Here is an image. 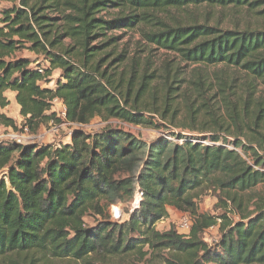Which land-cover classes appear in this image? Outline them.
<instances>
[{
    "label": "trees",
    "instance_id": "16d2710c",
    "mask_svg": "<svg viewBox=\"0 0 264 264\" xmlns=\"http://www.w3.org/2000/svg\"><path fill=\"white\" fill-rule=\"evenodd\" d=\"M12 4L0 11L1 126L18 129L1 112L10 104L9 91L21 130L32 136L50 123L81 127L95 118L170 124L179 133L171 136L176 141L148 144L111 127L93 134L74 129L69 143L58 146L0 140V264H113L127 258L132 264H264V27L164 19L171 11L205 5L263 20L264 0ZM108 10L115 14L106 19L101 14ZM116 30L138 31L149 45L192 66V77L169 63L153 68L148 59L140 70L125 50L104 54L118 41L107 37ZM23 50L43 57L48 67H32L18 56ZM209 67H216L211 84L202 72ZM54 70L60 72L54 88L41 87ZM54 100L64 107L62 121L51 111ZM197 132L209 134L203 141L212 145L187 136ZM137 190L141 200L128 220L111 221L108 209L128 205ZM208 192L217 201L213 213L198 209L197 199ZM169 208L189 215L188 235L156 228ZM89 214L100 218L91 226L84 221ZM212 227L219 237L208 244L203 235Z\"/></svg>",
    "mask_w": 264,
    "mask_h": 264
},
{
    "label": "rangeland",
    "instance_id": "374dc122",
    "mask_svg": "<svg viewBox=\"0 0 264 264\" xmlns=\"http://www.w3.org/2000/svg\"><path fill=\"white\" fill-rule=\"evenodd\" d=\"M12 0H0V11L10 8L12 6ZM115 14L114 10H108L101 14L106 19L111 18ZM164 19L171 22V23H180V24H191V23H200V24H208L210 26H219L223 29H233L235 27L243 28L245 26L261 28L264 27V19H254L247 15L245 12H238L237 14L230 10V9H220L214 7H208L205 5H201L198 7H190L187 9H182L178 11H171L168 14L164 15ZM107 37H117L118 41L108 50L104 51V54L111 53L113 51L114 55L118 54L119 52L125 50L129 57H135L139 62L140 70L145 66L146 60L148 59L151 66L158 67L162 70V66L166 63L170 64V67H179L181 71L186 74V77L189 79L192 77V73H190L192 66H186L184 64H180L177 57L169 53L165 50L158 49V47L154 45H149L140 35L138 31H127V30H116L107 33ZM18 56L24 57L29 59L32 62V67L36 68L39 67L41 69L48 67L47 62L44 61L43 57L35 56L33 53L23 50L18 53ZM127 63V62H126ZM126 63L121 66H124ZM128 64V63H127ZM216 67H209L203 68L202 72L204 74V78H206V83L211 84L214 81L212 77V71ZM120 70V69H119ZM118 70V71H119ZM59 70H54L51 73V76L47 79L46 82H41L40 85L43 88H54L56 80L59 79ZM215 87V83L211 86ZM214 93V89L209 91V95ZM148 101L150 97H146ZM160 101L158 97L157 102ZM180 101V100H179ZM181 104L183 101H180ZM180 104V105H181ZM215 106L217 107V101L214 102ZM6 115L12 118L17 126L18 129L12 130L10 128H5L0 125V139H5V136L8 133H18L21 134L22 130L20 128V123L22 119L19 115L18 106L14 101H12L5 109H3ZM51 111L55 112L57 117L62 121L63 116L62 113L64 110L61 108V104L59 101L54 100L52 102ZM184 113L182 112L179 115V119H182ZM155 123L160 124L161 122L158 120L157 117L154 118ZM105 127L111 128H121L124 131L129 132L130 134L134 135L140 141L148 144L154 142L157 139L165 138L171 141H176L175 138H172V134L179 133V130L170 124H165L160 127H144V126H131L126 125L124 123L116 120H109L107 122L101 121L98 118L93 119L90 124L86 126H74L67 123H59V124H48L44 127H41L37 135L32 136L31 140L27 141V144H38V145H64L69 143L70 141V133L74 129L83 130L85 133L93 134L102 131ZM209 134H189L187 135L190 138L199 137L202 139L201 142H206L210 145V142L203 141L205 136ZM242 157L249 158L243 154L242 150L239 149ZM258 168V167H257ZM260 169V168H259ZM1 177V176H0ZM198 209L201 212H208L213 213V207L216 204V198L213 196L211 192L205 193L201 195L198 199ZM116 208H118L119 215L122 216V222L128 220L131 213H129V205L120 204L111 206L108 209V214L110 216V220L112 215L116 212ZM183 213L178 212L176 210L171 211L168 214L169 220L164 222V225H159L158 229L160 231L168 230L169 228L173 227L176 231L180 230V223L179 219L182 217ZM100 218L98 216L89 214L84 218V221L87 225L91 226ZM219 237L217 227L209 228L205 231L203 235V239L208 244L213 243ZM122 259H114L112 260L113 264H132V259L127 258L123 261ZM51 264H78L70 260L64 261H55Z\"/></svg>",
    "mask_w": 264,
    "mask_h": 264
},
{
    "label": "built area",
    "instance_id": "2783aa9c",
    "mask_svg": "<svg viewBox=\"0 0 264 264\" xmlns=\"http://www.w3.org/2000/svg\"><path fill=\"white\" fill-rule=\"evenodd\" d=\"M62 116L64 117V112L62 113ZM70 125H72V124H70ZM74 126H77V125H74ZM31 138H32V135H29L27 132V129L24 128L22 130L21 134L14 133V132L8 133L5 136V139H0V140L12 141V142L19 143V144H27V141L31 140ZM202 143L205 145H208L206 142H202ZM210 145H212V143H210ZM236 151L241 155V153L239 152V149H236ZM245 156H247V155H245ZM247 157H249V156H247ZM243 159L247 162V164L252 166L254 169L261 170V169L255 167L251 157H249V158L243 157ZM141 196H142V193L139 190H137V192L134 195L132 202L128 204L129 205V213H131L133 210L138 208L139 202L141 200ZM112 218H113V222L121 223L122 216L119 215L118 208H116V212L112 215ZM111 221H112V219H111ZM179 223H180L179 232L183 235H188L189 231H190V226H191V220H190L189 215L183 214L182 217L179 219Z\"/></svg>",
    "mask_w": 264,
    "mask_h": 264
},
{
    "label": "crops",
    "instance_id": "0c3cea01",
    "mask_svg": "<svg viewBox=\"0 0 264 264\" xmlns=\"http://www.w3.org/2000/svg\"><path fill=\"white\" fill-rule=\"evenodd\" d=\"M5 96L7 97V99L9 100V102L11 103L12 101H14V93H12V92H9V91H7V92H5ZM15 102V101H14ZM61 104V103H60ZM61 108H62V110H64V107L62 106V104H61ZM18 110H19V108H18ZM2 113H4L5 115H6V113L4 112V110H2L1 111ZM64 112V111H63ZM7 116V115H6ZM8 117V116H7ZM174 209H172V208H169L168 209V214L171 212V211H173ZM169 220V218H167L165 221H163V222H160V223H158L157 225H156V228L158 229V227H159V225H164V222H167Z\"/></svg>",
    "mask_w": 264,
    "mask_h": 264
}]
</instances>
